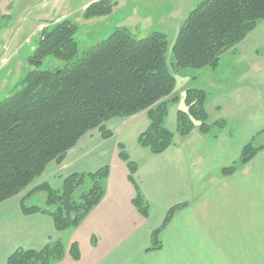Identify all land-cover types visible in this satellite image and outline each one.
<instances>
[{
	"label": "trees",
	"instance_id": "1",
	"mask_svg": "<svg viewBox=\"0 0 264 264\" xmlns=\"http://www.w3.org/2000/svg\"><path fill=\"white\" fill-rule=\"evenodd\" d=\"M114 5L107 0L91 3L86 18L106 16ZM264 20V0H202L177 31L167 60L168 44L162 32L137 38L124 27L115 28L103 41L80 55L74 34L78 27L68 20L51 23L41 32L37 47L28 59L32 67L0 99V204L17 196L43 173L51 163H61L66 153L88 132L97 129L102 138L112 136L105 123L147 111L148 128L137 138L141 148L158 155L197 130L206 135L224 127L223 120L208 121L207 93L191 88L183 96L184 109L176 112L175 131L166 128L168 108L178 102L169 98L176 75L206 68L215 71L220 57L239 44ZM52 56L61 67L43 69L30 61ZM264 144L259 135L240 151L238 163L223 168V176L243 167ZM118 157L125 163L128 180L136 195L132 205L147 218L149 205L139 193L134 174L137 164L122 144ZM107 167L94 173L72 174L60 189L42 183L34 190L46 196L43 206H27L21 201L22 214L47 213L58 232L75 228L104 195L100 181ZM185 204L168 209L159 228L151 233L149 250L160 248L159 235L174 213ZM68 253L76 261V243ZM66 248L61 241H50L40 249H16L5 264H54L61 261Z\"/></svg>",
	"mask_w": 264,
	"mask_h": 264
},
{
	"label": "crops",
	"instance_id": "2",
	"mask_svg": "<svg viewBox=\"0 0 264 264\" xmlns=\"http://www.w3.org/2000/svg\"><path fill=\"white\" fill-rule=\"evenodd\" d=\"M259 25L264 28V20ZM245 41L222 55L233 52L242 60L226 63L231 77L226 85L218 72L203 69L213 76L216 97L227 94L234 102L230 112L222 101L212 104L210 123L223 120V128L176 137L158 155L137 143L149 126L147 111L106 122L110 138L97 129L88 132L61 163H49L32 185L0 204V264L16 249H40L50 241L66 248L54 264H264V148L233 174L221 173L238 163L247 142L264 138V41L244 50ZM208 104L206 96L205 108ZM175 122L176 117L168 130L175 131ZM118 144L137 164L134 179L149 205L147 218L132 205L136 190L118 157ZM103 167L108 169L100 181L104 195L75 228L58 232L47 213L22 214L21 201L34 184L60 189L64 178ZM180 204L185 205L159 235L160 248L148 251L151 233L168 209ZM72 243L80 254L76 261L68 253Z\"/></svg>",
	"mask_w": 264,
	"mask_h": 264
},
{
	"label": "rangeland",
	"instance_id": "3",
	"mask_svg": "<svg viewBox=\"0 0 264 264\" xmlns=\"http://www.w3.org/2000/svg\"><path fill=\"white\" fill-rule=\"evenodd\" d=\"M96 1L99 0H0V99L7 97L21 78L32 69L28 59L37 47L42 30L51 23L68 20L78 27L74 34L78 55L105 40L115 28L124 27L137 38L146 37L151 32H162L166 35L167 60L170 61V50L179 27L202 0H107L114 5L110 14L86 18L85 9ZM248 34L243 39L246 40L244 50L264 41L262 25L256 26ZM228 60L242 61L233 52L220 57L218 70L215 71L218 72L222 85L231 80L229 67L226 65ZM62 64L52 56H47L42 68L52 69L61 67ZM204 71H199L195 79L191 77L195 74L192 69H188L185 75L175 76L173 94L168 99L177 97L179 103L169 106L166 126L174 125L176 111L184 109L185 91L191 88L203 89L208 94L209 104L206 110L209 122L213 117L212 104L217 100L222 101L223 108L230 112L232 105L234 106L233 100L231 102L227 94L216 97L218 91L214 90L213 76ZM212 98H215L214 101ZM262 141L264 138L260 143ZM40 184L42 182L34 184L24 195L27 206H43L45 194L34 190Z\"/></svg>",
	"mask_w": 264,
	"mask_h": 264
},
{
	"label": "water",
	"instance_id": "4",
	"mask_svg": "<svg viewBox=\"0 0 264 264\" xmlns=\"http://www.w3.org/2000/svg\"><path fill=\"white\" fill-rule=\"evenodd\" d=\"M31 64H33L34 66L36 67H41L43 65V62L42 61H30Z\"/></svg>",
	"mask_w": 264,
	"mask_h": 264
}]
</instances>
